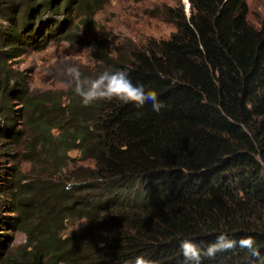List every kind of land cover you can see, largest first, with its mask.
<instances>
[{"label":"trees","instance_id":"trees-1","mask_svg":"<svg viewBox=\"0 0 264 264\" xmlns=\"http://www.w3.org/2000/svg\"><path fill=\"white\" fill-rule=\"evenodd\" d=\"M188 1L190 15L181 3L155 13L175 27L169 39L150 40L118 60L103 57L90 78L126 71L156 92L164 104L156 113L151 103L84 106L75 91L33 98L12 86L6 64L20 46L44 42L28 21L50 6L0 0L27 11L0 32V121L17 98L31 134L3 126L0 137L25 139L28 160L57 170L40 186L16 188L21 214L40 215L25 230L20 264H134L138 256L182 264V240L204 248L221 233L253 237L260 255L236 248L203 264H264V25L248 22L245 0ZM74 3L100 8L87 0L63 4ZM72 151L92 166L79 167L69 183L61 170ZM72 217L83 222L64 237Z\"/></svg>","mask_w":264,"mask_h":264},{"label":"rangeland","instance_id":"rangeland-1","mask_svg":"<svg viewBox=\"0 0 264 264\" xmlns=\"http://www.w3.org/2000/svg\"><path fill=\"white\" fill-rule=\"evenodd\" d=\"M47 1L49 9L36 8L38 11H34L36 13L28 21L30 26L27 29L37 34L38 41L42 39L44 42L36 47L20 46V56L6 64L12 76L11 85L17 89L27 88L33 98L52 95L66 98L69 91H75V83L67 75L69 67H77L82 79H90L97 73L103 57L118 60L132 50L145 48L150 40L169 39L176 31L175 27L155 13L180 3L187 13L188 3L187 0H102L97 3L87 0L89 5L94 3L100 7L96 10L93 6L92 9L76 7L77 3L65 5V0ZM245 2L249 7L248 22L261 28L264 25V0ZM23 7L20 3L15 7L10 3L0 5V32L13 29L17 14L18 22L25 20L27 11ZM66 101L64 99V103ZM26 116L22 102L13 98L7 104L0 128L10 126L15 132L27 133V139L31 134ZM25 141L22 139L17 143L12 137H0V264L23 262L21 254L25 253L29 243L25 230L29 225L35 226L40 217L36 212L37 215L26 218L21 214L22 205L16 188L33 182L35 185L31 188L40 186L57 172L50 163L28 160ZM68 157V167L61 173L71 183L69 180L79 167L92 166V163L82 161L77 151L70 152ZM82 222L77 217L69 218L63 224L61 235L71 236Z\"/></svg>","mask_w":264,"mask_h":264},{"label":"clouds","instance_id":"clouds-1","mask_svg":"<svg viewBox=\"0 0 264 264\" xmlns=\"http://www.w3.org/2000/svg\"><path fill=\"white\" fill-rule=\"evenodd\" d=\"M67 75L74 81L75 93L81 98L84 106H89L97 101L134 103L137 106L151 103L152 109L156 113H159L164 107L155 91L146 90L142 84H134L124 70L114 72L106 70L94 79H82V74L77 67H69ZM179 246L183 256L182 264H203L205 259L213 260L218 255L236 248L247 250L253 257L260 255L256 242L251 236L241 237L237 240L221 233L214 242L204 248L192 243L189 239L182 240ZM134 264H155V262L138 256L135 258Z\"/></svg>","mask_w":264,"mask_h":264},{"label":"water","instance_id":"water-1","mask_svg":"<svg viewBox=\"0 0 264 264\" xmlns=\"http://www.w3.org/2000/svg\"><path fill=\"white\" fill-rule=\"evenodd\" d=\"M186 7H187V14L190 15V3H189V1L187 3Z\"/></svg>","mask_w":264,"mask_h":264}]
</instances>
